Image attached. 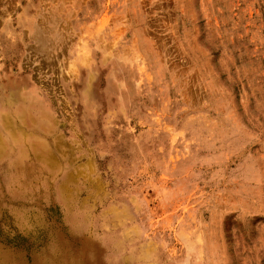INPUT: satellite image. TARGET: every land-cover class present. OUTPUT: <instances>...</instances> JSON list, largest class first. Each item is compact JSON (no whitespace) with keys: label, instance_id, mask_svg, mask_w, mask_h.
Listing matches in <instances>:
<instances>
[{"label":"rangeland","instance_id":"obj_1","mask_svg":"<svg viewBox=\"0 0 264 264\" xmlns=\"http://www.w3.org/2000/svg\"><path fill=\"white\" fill-rule=\"evenodd\" d=\"M0 88V264H264V0H0Z\"/></svg>","mask_w":264,"mask_h":264},{"label":"bare ground","instance_id":"obj_2","mask_svg":"<svg viewBox=\"0 0 264 264\" xmlns=\"http://www.w3.org/2000/svg\"><path fill=\"white\" fill-rule=\"evenodd\" d=\"M12 87L13 88H15V87H18V84L16 83V84H12ZM1 89V88H0ZM6 119V118H5ZM9 119V118H8ZM10 121V120H9ZM7 122V121H6ZM10 124V123H9ZM11 128H12V126H10ZM14 128V127H13ZM19 128V127H18ZM9 130V129H8ZM1 131V130H0ZM16 132H18V130H16ZM14 137V136H13ZM3 143V142H2ZM17 146H18V144H16V148H17ZM5 150H6V148H5ZM4 151V150H3ZM7 154V153H6ZM3 160H5V159H3ZM1 164V163H0ZM16 165V164H15ZM17 171V170H16ZM19 179V178H18ZM17 180V179H16ZM18 181V180H17Z\"/></svg>","mask_w":264,"mask_h":264}]
</instances>
